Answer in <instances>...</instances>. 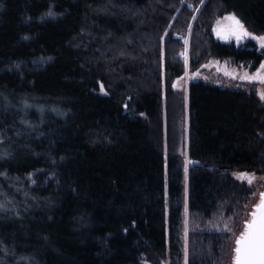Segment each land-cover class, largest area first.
Here are the masks:
<instances>
[{
  "label": "trees",
  "instance_id": "obj_1",
  "mask_svg": "<svg viewBox=\"0 0 264 264\" xmlns=\"http://www.w3.org/2000/svg\"><path fill=\"white\" fill-rule=\"evenodd\" d=\"M225 15L264 35V0H0V264H183L186 207L246 201L232 174L264 176V102L190 83L188 192L176 142L192 26L191 73L264 60L216 40ZM202 243L191 264H221L226 238Z\"/></svg>",
  "mask_w": 264,
  "mask_h": 264
},
{
  "label": "rangeland",
  "instance_id": "obj_2",
  "mask_svg": "<svg viewBox=\"0 0 264 264\" xmlns=\"http://www.w3.org/2000/svg\"><path fill=\"white\" fill-rule=\"evenodd\" d=\"M194 1L195 0H189L191 3ZM184 2H186V0H184ZM196 13L198 15L200 13V9ZM228 16L230 15L219 17L214 22L212 32L216 40L225 44L234 43L237 46H245L248 42H254L258 51L264 55V46H261V43L254 38L255 36L259 35H255L250 32L243 23L242 24L247 29V31L253 34L252 36H244L237 40L236 36L234 35L230 36L229 38H224L222 33H218V28L223 29L225 26L230 24V21L225 19V17ZM192 28L189 34H187V42L185 45V51L183 52V58L187 65L186 73L181 78L175 80L172 85L175 96L178 100L176 106L177 109H179V112L175 117V126L178 134V136L176 135V142L178 144L180 154H183V150L185 149V154L183 155H185L186 159L185 168L187 192L188 173L190 169V161L188 159L190 83H192V81H203L204 83L212 86L234 91H243L248 95L256 96L261 102H264V98H262L260 95V93H264V81H254L243 78L245 76L253 77L258 73L259 75L264 76V68H261V65H264V60L260 65L254 67L255 65L251 62L241 61L236 63L232 59L222 60L218 58H210L196 72H190L188 64V52L191 48L190 45L193 37ZM171 29L172 26L169 27L165 37L163 38V46H165L166 40L168 39V34ZM174 32L175 31H173V33ZM192 43L196 46H199V38H195V41ZM169 101L170 100L166 94V83H164L163 118L165 122V128L167 127V120L169 116ZM177 138H179L178 141ZM240 174L242 173H233L232 177L241 185H245L247 190L245 195L248 197L246 201L236 200L232 203L229 202L230 206L226 208L219 207L217 211L209 218L191 214L188 207H186L185 221L183 223V227L180 230L181 237L184 241L183 264H191L193 261H197L201 258L200 249L203 245V238H206V240L210 238L224 240V238H226V253L225 257L222 258L223 262L221 264H234L236 256L235 249L237 247L236 241L240 238L241 233L244 232L246 222L252 218L251 213L254 210V206L260 201V194L264 193V176L248 173L249 175L247 177H243ZM218 256V253H211L209 259L216 263L218 262ZM161 264H175L169 252L167 257L161 260Z\"/></svg>",
  "mask_w": 264,
  "mask_h": 264
},
{
  "label": "snow or ice",
  "instance_id": "obj_3",
  "mask_svg": "<svg viewBox=\"0 0 264 264\" xmlns=\"http://www.w3.org/2000/svg\"><path fill=\"white\" fill-rule=\"evenodd\" d=\"M225 19L230 21V24L223 29L218 28L217 30L218 33L224 35V38L234 35L239 40L241 37L253 35L247 31L235 15H230L225 17ZM254 38L261 43V46H264V35L255 36ZM261 68H264V65H261ZM243 78L264 81V76L259 75V73L253 77L245 76ZM260 95L264 98V93H260ZM240 175L247 177L249 174L242 173ZM251 217L246 222L244 232L241 233L240 238L236 241L235 264H264V193L260 194V201L254 206Z\"/></svg>",
  "mask_w": 264,
  "mask_h": 264
},
{
  "label": "water",
  "instance_id": "obj_4",
  "mask_svg": "<svg viewBox=\"0 0 264 264\" xmlns=\"http://www.w3.org/2000/svg\"><path fill=\"white\" fill-rule=\"evenodd\" d=\"M189 8L192 9V10L194 9L192 6H189ZM175 38H176V39H179L180 37H179V36H176ZM184 42H185V41H183V43H184ZM190 164H191V167H193V166H196V167H200V166H201V167H203V165H201L200 162H193V161H191ZM234 264H235V262H234Z\"/></svg>",
  "mask_w": 264,
  "mask_h": 264
},
{
  "label": "bare ground",
  "instance_id": "obj_5",
  "mask_svg": "<svg viewBox=\"0 0 264 264\" xmlns=\"http://www.w3.org/2000/svg\"><path fill=\"white\" fill-rule=\"evenodd\" d=\"M198 37V36H197ZM189 121V120H188Z\"/></svg>",
  "mask_w": 264,
  "mask_h": 264
}]
</instances>
